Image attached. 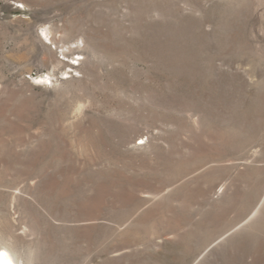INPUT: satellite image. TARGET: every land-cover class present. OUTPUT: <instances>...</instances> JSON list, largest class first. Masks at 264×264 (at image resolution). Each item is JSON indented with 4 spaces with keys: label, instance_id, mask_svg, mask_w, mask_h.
I'll return each mask as SVG.
<instances>
[{
    "label": "rangeland",
    "instance_id": "rangeland-1",
    "mask_svg": "<svg viewBox=\"0 0 264 264\" xmlns=\"http://www.w3.org/2000/svg\"><path fill=\"white\" fill-rule=\"evenodd\" d=\"M0 253L264 264V0H0Z\"/></svg>",
    "mask_w": 264,
    "mask_h": 264
},
{
    "label": "clouds",
    "instance_id": "clouds-1",
    "mask_svg": "<svg viewBox=\"0 0 264 264\" xmlns=\"http://www.w3.org/2000/svg\"><path fill=\"white\" fill-rule=\"evenodd\" d=\"M0 264H10V261L3 253H0Z\"/></svg>",
    "mask_w": 264,
    "mask_h": 264
},
{
    "label": "snow or ice",
    "instance_id": "snow-or-ice-1",
    "mask_svg": "<svg viewBox=\"0 0 264 264\" xmlns=\"http://www.w3.org/2000/svg\"><path fill=\"white\" fill-rule=\"evenodd\" d=\"M22 6H23V5H21V7H22ZM143 142H144L143 140H141V141H138V143H141V144H142Z\"/></svg>",
    "mask_w": 264,
    "mask_h": 264
}]
</instances>
